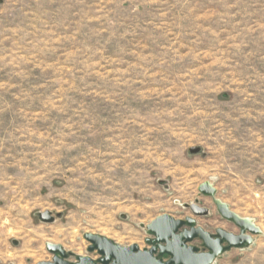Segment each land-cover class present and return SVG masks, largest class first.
<instances>
[{
    "label": "rangeland",
    "instance_id": "obj_1",
    "mask_svg": "<svg viewBox=\"0 0 264 264\" xmlns=\"http://www.w3.org/2000/svg\"><path fill=\"white\" fill-rule=\"evenodd\" d=\"M205 182L262 233L214 264H264V0H0V264L143 250L183 204L238 235Z\"/></svg>",
    "mask_w": 264,
    "mask_h": 264
},
{
    "label": "water",
    "instance_id": "obj_2",
    "mask_svg": "<svg viewBox=\"0 0 264 264\" xmlns=\"http://www.w3.org/2000/svg\"><path fill=\"white\" fill-rule=\"evenodd\" d=\"M199 152V148L189 149L192 155ZM198 193L212 200L218 215L239 229L238 235L221 229L215 230L214 234L207 233L196 225L194 218L207 217L209 211L196 204H183L182 207L189 210L190 217L174 220L170 216L162 215L145 226L146 234L152 237L151 240H146V244L151 246L149 250L139 251L136 245L121 247L101 236L85 234L84 239L89 244L87 252H96L102 258L100 264H162L157 258L163 256L169 258L163 264H214L225 252L250 246L253 243L252 237L262 234L251 220L239 217L228 205L216 199V190L209 182L201 184ZM39 218L44 223L53 222L48 212L39 214ZM194 240L201 242L203 252L188 246ZM223 243L226 244L225 247L222 246ZM45 248L53 259L51 262L38 264H71L64 260L66 254L61 246L46 244ZM76 264L94 263L87 257H79Z\"/></svg>",
    "mask_w": 264,
    "mask_h": 264
},
{
    "label": "flooded vegetation",
    "instance_id": "obj_3",
    "mask_svg": "<svg viewBox=\"0 0 264 264\" xmlns=\"http://www.w3.org/2000/svg\"><path fill=\"white\" fill-rule=\"evenodd\" d=\"M223 247H225L226 246V244L225 243H223V245H222ZM151 248V246H148L146 249H143V250H139V251H144V250H149ZM139 249V248H138ZM92 253H95L96 254V257L94 258V259H90L94 264H100V260L102 259L99 255H97V253L96 252H92ZM92 253H90V254H92ZM67 258H68V256L66 255V257H65V261L66 262H68L67 261ZM52 259H53V256L51 257V261H52ZM158 260H160L161 261V263L163 264V263H166V262H168L169 261V258L168 257H166V256H163L162 258H157ZM51 261H49V262H51ZM112 262V261H111ZM68 263H70V262H68ZM77 263V261L75 262V263H71V264H76Z\"/></svg>",
    "mask_w": 264,
    "mask_h": 264
}]
</instances>
